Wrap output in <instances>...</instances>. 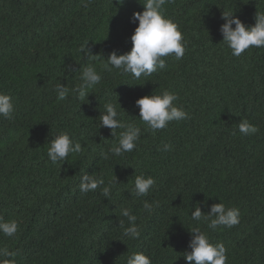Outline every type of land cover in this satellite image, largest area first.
<instances>
[{
    "label": "trees",
    "instance_id": "obj_1",
    "mask_svg": "<svg viewBox=\"0 0 264 264\" xmlns=\"http://www.w3.org/2000/svg\"><path fill=\"white\" fill-rule=\"evenodd\" d=\"M84 2L0 0V92L15 104L11 119L0 117V216L19 226L14 238L0 234V247L18 251L17 264H126L134 252L152 264H188L182 256L190 251L188 229L196 226L191 212L200 205L206 213L223 202L239 208L240 223L215 231L200 227L211 242L225 244L227 264H264V48L234 57L219 31L227 10L253 25L264 0H172L165 13L187 41L185 55L165 58L164 70L140 80L101 72V65L114 50L130 51L138 26L130 17L142 5L91 0L85 8ZM86 41L95 58L79 52ZM88 64L102 75L88 100L69 95L57 101L55 86L75 88ZM163 90L179 96L176 103L190 118L153 134L144 130L135 101ZM108 101L119 102L122 119L142 131L133 152L104 160L100 153L123 131L112 137L99 128ZM242 119L259 133L242 137ZM61 131L84 150L53 165L47 147ZM165 143L173 150L159 151ZM85 173L103 177L106 185L115 175L120 183L111 199L100 189L81 193ZM141 173L156 184L147 197L136 198L130 190ZM144 200L159 206L148 214ZM121 206L137 216L139 239L122 235L119 220L129 225Z\"/></svg>",
    "mask_w": 264,
    "mask_h": 264
},
{
    "label": "clouds",
    "instance_id": "obj_2",
    "mask_svg": "<svg viewBox=\"0 0 264 264\" xmlns=\"http://www.w3.org/2000/svg\"><path fill=\"white\" fill-rule=\"evenodd\" d=\"M90 2L91 0H85L83 6L87 8ZM138 2L142 5L143 11L133 12L130 17L131 23L138 21V26L130 37L132 44L130 51L123 54L112 51L108 54L106 62L102 63L101 72L117 70L140 80L164 70L165 58L171 57L179 61L184 57L187 41L179 25L165 13L164 6L172 0H138ZM117 3L122 5L124 0H117ZM222 19L224 23L221 24L219 31L222 42L231 50L232 56L240 57L251 48H264V11H256L253 25L243 23L231 10L222 12ZM79 52L90 59L97 56L92 53L89 41L80 46ZM101 72H98L93 64L84 66L78 86L72 89L61 83L55 86L57 101H65L69 95H74L80 101L88 100L91 91L102 81ZM178 100L179 96L170 90H163L159 95L151 94L138 98L135 101V107L139 109V119L144 125V130L155 134L167 128L171 122H176L174 127H177L180 126L179 122L189 119L190 114L182 106H178L176 103ZM118 106L121 107L119 102L114 104L108 101L103 104L104 111L99 115V128H108L112 137L117 136V129H123L118 135V141L106 152L100 153L104 160H108L110 155L119 157L133 152L141 137V127L135 122H125L122 119L123 114L117 110ZM14 111L13 98L0 92V117L11 119ZM238 131L242 137H250L259 133L260 129L248 119H242L238 124ZM83 150L78 140L71 137L68 132L61 131L50 140L47 147V159L53 165H57L67 161L70 155L82 154ZM158 150L168 152L173 150V145L165 143ZM119 183L115 175L106 185L103 177L85 173L80 177L79 190L86 194L100 189V194L108 200L111 199L113 188ZM155 184V178L150 175L146 176L143 173L136 175L130 195L136 198L147 197ZM158 206V202L150 203L147 200L143 202V210L148 214H152ZM120 216L126 217L129 225L125 227L124 221L119 220V227L123 229L122 235L129 240L139 239L141 230L136 223L137 216L123 206L120 208ZM190 219L196 226L188 229L191 235L188 244L190 251L183 252V259L188 264L193 262L194 264H227L228 250L225 244L211 242L208 232L202 230L200 224L203 223L212 231L217 230L218 227L231 229L240 223L239 208L219 202L213 203L210 210L205 213L198 205L191 212ZM18 227L15 219L5 220L3 216H0V234L3 236L14 238ZM18 255V251L10 250L6 246L0 247V264H17ZM126 264H152V260L143 252H134L127 257Z\"/></svg>",
    "mask_w": 264,
    "mask_h": 264
}]
</instances>
